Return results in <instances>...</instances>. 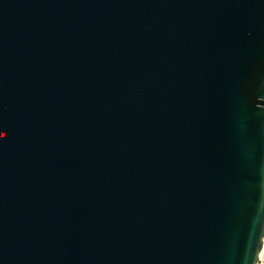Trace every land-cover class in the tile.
<instances>
[{"label":"water","instance_id":"95a60500","mask_svg":"<svg viewBox=\"0 0 264 264\" xmlns=\"http://www.w3.org/2000/svg\"><path fill=\"white\" fill-rule=\"evenodd\" d=\"M264 0H0V264H257Z\"/></svg>","mask_w":264,"mask_h":264},{"label":"built area","instance_id":"2783aa9c","mask_svg":"<svg viewBox=\"0 0 264 264\" xmlns=\"http://www.w3.org/2000/svg\"><path fill=\"white\" fill-rule=\"evenodd\" d=\"M257 264H264V239L261 247V251L257 260Z\"/></svg>","mask_w":264,"mask_h":264}]
</instances>
